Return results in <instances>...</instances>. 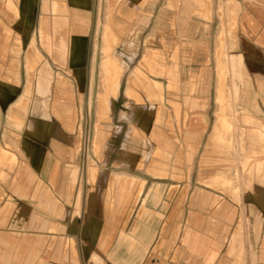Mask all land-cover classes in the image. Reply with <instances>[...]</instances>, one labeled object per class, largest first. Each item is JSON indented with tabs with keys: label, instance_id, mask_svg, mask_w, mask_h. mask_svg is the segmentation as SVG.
<instances>
[{
	"label": "crops",
	"instance_id": "0c3cea01",
	"mask_svg": "<svg viewBox=\"0 0 264 264\" xmlns=\"http://www.w3.org/2000/svg\"><path fill=\"white\" fill-rule=\"evenodd\" d=\"M141 5L142 14L136 15L132 28L141 29V36L147 37L146 43L159 40L158 54L150 52L153 48H146L141 59L146 69L157 77L150 79L138 67H133L132 70L138 68L141 72L137 69L139 75L133 79L136 82L129 85L132 71L129 64L137 56L139 44L125 38L129 14L140 11ZM197 7L204 17L200 21L194 20V14L199 11ZM104 10L99 91L104 81H109L103 78L102 61L108 58L111 61L107 75L110 79H116L113 62L119 61L125 69L121 71L114 102L128 70L119 118L131 127L147 125L143 134L150 146L139 156L133 150L121 149L117 160L132 168L144 167L158 179H164L172 160L173 176L180 177L186 161L188 182L176 192L174 209L167 218L155 211L145 212L143 208L140 214L138 210L132 229L119 230L113 246L114 217L118 210L124 209L133 186L138 183L135 202L138 200L142 207L149 198L154 202L159 199V186L152 187L146 194L145 180L102 170L99 175L104 187L105 214L98 218L91 212L96 205L91 190L85 202L87 212L82 215L77 169L67 172L63 165L69 147L61 139L52 138L47 146L51 157L46 158L44 164V151L36 147L49 140V119L55 116L52 113L55 88L51 102L48 85L39 88L36 83L33 116L21 143L34 167L20 166L14 184L0 182V264H264V161L253 159L256 154H264V0H0V61L2 45L15 44L17 35L29 44L22 60L25 73L19 72L17 85L0 81V104L21 94L8 113V124L21 129L15 127V124L22 127L17 114L27 112L31 94V87L23 84L22 76H30L29 70L40 62L36 72L39 78L43 67L50 66L44 55L46 58L51 55L62 65L72 62L75 65L73 76H83V83L87 80V87L94 88L99 14ZM87 12L96 14L88 64L86 45L91 36L88 30L82 31L87 27L82 13ZM149 28L155 31L147 33ZM69 29L72 35L66 41L63 34ZM167 35H173L175 45H179L177 62L172 66L162 58L169 45ZM33 43L42 58L33 56ZM27 58L32 62L29 70L25 63ZM145 76L153 85L145 82ZM149 86L153 88L151 92L145 90ZM129 87L136 88L132 92L138 93L142 102L126 96ZM58 88H68L66 91L71 93L73 87L60 79ZM164 88L169 94L177 88L186 93L183 111H179L177 102L169 100L183 129V146L176 153V142L166 135L169 122L163 107ZM71 100L70 94V99L63 103L62 109L67 108L68 113L60 118L55 116L67 127L72 113ZM21 103L25 104L24 111L16 110ZM130 108L135 113H129ZM9 115H13L14 121ZM218 116L222 126L216 128ZM120 129V126L115 128L111 140L97 153L103 163L110 159ZM133 135L129 128L125 140L129 137L135 140ZM205 136L207 141L195 166L193 161ZM1 141L0 148L9 154L6 160L16 162V155L6 148L9 146L6 138ZM145 153L147 159L141 164ZM231 169L236 170V178L228 176ZM238 171L245 172L246 176L239 178ZM96 175V168L90 166L89 181L93 182ZM234 179L248 189L245 196H239ZM175 186L179 187L169 185ZM218 186L240 202L233 204L225 194L213 189ZM128 217L122 219H126L127 226L131 219ZM165 222H168V235L162 234ZM170 241L173 244L168 259L174 255L175 260L152 261V256L163 247L166 249ZM240 242L242 249L238 251L242 255L231 259L229 253L237 251Z\"/></svg>",
	"mask_w": 264,
	"mask_h": 264
},
{
	"label": "rangeland",
	"instance_id": "374dc122",
	"mask_svg": "<svg viewBox=\"0 0 264 264\" xmlns=\"http://www.w3.org/2000/svg\"><path fill=\"white\" fill-rule=\"evenodd\" d=\"M4 1V0H2ZM146 1V0H145ZM7 3V2H6ZM144 3V2H143ZM129 8H131L130 4H127ZM198 12L194 14V20L195 21H200L201 18H204L202 16V13L200 12L199 7ZM140 11L137 12V10H134L133 12L131 11L129 14V29H128V36L125 38L126 40H133L134 42H137L139 44V51L137 53V56L134 58L133 62L129 64L130 70L133 69V67H138L142 73H144L148 78L150 79H155L157 76L151 74L145 67V62L141 61L142 55L145 53L146 48H153L150 50L152 53L158 54V49L160 46L159 40H154L153 44L146 43V36L145 38L142 37L141 35V29H134L132 28L134 24L132 23L133 20L135 19L137 14H142V5L139 6ZM146 11H148L146 9ZM148 13V12H146ZM96 14L89 12L87 13H82V16L85 19V23L87 27L82 29V31L85 33L88 30V34L91 36V41H89L86 45V64H88V56L90 54V50H92L93 45H92V39L94 40V16ZM100 22H99V32L97 34V76L94 79V88H88L87 85L89 83L87 80L85 81V84L83 83L84 77H79V76H73L72 68L75 66L73 65L72 62L68 64H60L59 62L55 61L51 55H49L48 58L44 55L45 59H48V63L50 64L47 65V67H43V69L40 71V77L38 78L37 76V69L40 66V62L36 64V66H33L29 72L30 76L28 77H23V84L31 87V94L29 96V100L27 102V112L25 114L19 112L17 115L18 117L22 120V127L19 124H15V127L20 130H16L13 127H11L8 124L7 116L10 110H12V104L18 99L19 94L17 97H13L9 99L6 103L0 104V143L2 142V139L6 138V142L9 143V146H7V150L13 154L16 155L17 161L13 162L10 159L6 160L9 157L8 152L3 151L1 148V154L2 156L0 157V182L3 184H7L11 182L12 184L15 183L18 173L16 172L20 166L26 165L30 167H34L33 162L29 159L27 154L22 150L21 143L24 138V131L32 118V100L34 99V85L37 83L39 88H44L45 85H48V88H50L49 92V99L52 102L53 98V90L55 88V94H54V99L55 104L52 109V113L56 117H62L65 113H68L67 108L63 107V103L66 100L70 99V94H71V109L72 113L70 116L69 120V127H67L66 124L62 123V121L58 120L55 116H51L49 119L50 122V128L48 131V139L47 141L44 142V144H36L37 149H41L44 151L43 155V164L46 162V160L49 158L50 155L48 153L47 146L49 144V141L52 138H58L59 140L63 141L65 145H67L68 148V156L65 158V161L63 163L64 168L68 172V170L76 168L78 172V187L80 189V194H81V213L82 215H85V212H87L86 209V199L88 197L89 192L92 190L94 193V198H96V205L94 206L95 209L91 210V212H94L96 217L102 218L103 215L105 214V209L103 205V191L104 187L102 184H100V172L102 170H106L109 172H115V173H127L133 176H136L139 180H145L147 182L145 192L146 194L148 193V190H151L152 187L159 186V194L160 197L159 199L154 202L150 198L147 199L145 202V205L142 207L138 203V200L135 202L136 199V191L138 189V183H136L128 198L126 199V202L124 204V209L122 211L118 210L115 214L114 221H113V246H115L116 241L118 240L116 237V234L118 233L119 230H126L129 231L132 229L133 222L132 220L137 214L138 210L140 211V214L143 212V208L145 209V212H152L155 211L161 215H164V218H167L169 213L173 211L174 209V202H175V195L176 192L180 191V186L187 184L188 182V176L186 173L187 166L186 161L183 162L182 165V175L180 177L173 176L172 173V165L174 164V161L169 162V167L167 168L166 175L164 179H158L154 177L152 174H150L146 168H132L126 165L125 163L117 160L119 159V152L121 149H127V150H133L137 156H139L142 152L143 149H150L149 144L145 140V136L143 134V130L147 129V125L143 126H136L131 125L126 122L120 120V113L123 110V91L124 87L126 85V77L128 75V70L125 72V75L123 77L122 81V87L120 89V95L118 99L114 102V108L112 113L113 114H106L103 117H99L100 110L98 108L99 106V97L101 95V92L103 91V88H100L99 91V86H100V75H99V63L101 60V53H100V48L102 45V38H101V32L103 31V24H104V17H105V10L102 11L100 14ZM73 19H75L73 17ZM90 19V20H89ZM153 20V18H152ZM91 21V23L89 22ZM73 22V21H72ZM72 22L70 24H72ZM117 31V30H116ZM115 31V32H116ZM119 31V30H118ZM149 31H155L153 28H149L147 30V33ZM165 33V31H164ZM158 36L161 35L160 30H157ZM33 35V34H32ZM68 41L69 37L72 35V29H69L68 32L65 31V34H63ZM20 35H17L16 37V43L14 44H6L5 46L2 45V54H1V61H0V81L3 83H7L12 86H16L18 83V74L21 72V75L25 73L23 66H22V60L23 56L27 54L28 52V47L29 44L26 41H22L19 39ZM93 36V38H92ZM173 35H167L166 40H168V47L166 49V52L163 55V60L164 63H166L168 66H172L176 60V57L178 55V48L179 45H175L176 41ZM54 40L56 39L55 37L53 38ZM170 40V41H169ZM178 41L180 40L179 38L177 39ZM162 41V40H161ZM177 41V44H178ZM183 42V41H182ZM91 43V44H90ZM121 43V42H120ZM120 43L117 45L119 47ZM34 44V43H33ZM175 45V46H174ZM39 48V46L37 45ZM174 47V48H173ZM175 57V60L173 59ZM109 59V58H108ZM104 59L102 61V73H104L105 77L107 80L109 77H106L105 71H104V65L107 64V60ZM47 64V63H45ZM78 65V64H76ZM71 69V70H70ZM138 69V70H139ZM139 70V71H140ZM140 71V72H141ZM222 74V71H220ZM142 76V75H141ZM143 77L147 84H151L150 80L147 77ZM62 79L65 83L71 85L73 88L71 89V93H69L68 88H58L59 86V80ZM129 84L132 85L133 82L129 80ZM84 84L83 88L82 87ZM138 84V82H137ZM61 85L65 86L64 83L61 82ZM78 85V86H77ZM52 86V88H51ZM156 86V85H154ZM25 89V88H24ZM130 89V90H129ZM136 88H127L126 96L128 98H132L133 100L137 102H142V99L138 93H133L132 90H135ZM153 89V88H152ZM151 88H145L146 91L151 92ZM118 94V93H117ZM186 93L182 90L179 91L177 90L173 94H169V92L164 88V101H163V107L164 111L166 113V121H168V127L166 129V135L170 138L173 139L176 142V149L175 153L179 150L182 149L183 146V132L180 128V123H179V115L177 116L175 113V109L172 107L170 104L169 100H174L175 102L178 103V109L179 111L184 110L183 106V97ZM160 97H162L160 93ZM25 104L21 103L17 105V109H20L21 111H24V106ZM22 106V107H20ZM60 107V108H56ZM127 106V104L125 105ZM152 111V110H151ZM129 113H135V110L129 109ZM125 114V112H123ZM111 116L112 119L110 118ZM9 118L14 121L13 115H9ZM111 119V120H110ZM110 120V121H107ZM136 123V122H135ZM110 126V128H108ZM117 126H120V134L117 138L116 146L110 156V159L108 160L107 163H103L99 157V154H97L100 149L102 148V145L108 143V141L111 140L113 136V132L115 131V128ZM133 130V138L129 137L127 140H125V135L127 131ZM145 132V131H144ZM151 134V133H150ZM207 141V136L205 138L203 137V140L201 141V145L199 146L197 155L194 158L193 165H197V160L199 155L202 153L204 150V145ZM124 145V146H123ZM123 146V148H122ZM94 150V151H93ZM6 152V153H5ZM156 152H158L156 150ZM7 154V156H6ZM147 154L145 153L144 156L141 158L142 163L147 159ZM175 156V155H174ZM257 159L260 158L264 161V154L255 155ZM47 158V159H46ZM5 160V161H4ZM90 166H94L97 171L96 179L91 182L88 179V169ZM236 170L231 169L228 173V176L230 178H236ZM238 177L243 178L242 176L245 175V172L238 171ZM32 174V173H31ZM34 174H32L33 176ZM94 175V173H92ZM246 176V175H245ZM36 178V176H34ZM236 189L239 193V196H245L246 192L248 189L244 187V185L238 181L237 179H234ZM170 184H177L178 186L175 187H169ZM217 191L222 192L225 194L226 198H229L230 201L233 204H238L240 200L235 201L229 192H225L226 190L223 189L221 186H218V188H213ZM142 207V208H141ZM126 216H130V222L129 225L127 226L126 219H124ZM128 217V218H130ZM168 222L164 223V226L162 227V234L168 235V229L167 227ZM240 241H241V236H239ZM172 242L170 241L168 245L162 248V250L159 253H156V256H152V261H159V260H164V262L167 263L168 257H169V252H170V247ZM132 241V245H133ZM240 247L237 248V251H233L229 253V257L237 258L239 259V255H242L239 249H242V244L240 242ZM114 248V247H113ZM130 248L132 246L130 245ZM164 251V252H163ZM163 252V253H161ZM163 254V255H162ZM173 254V253H171ZM114 255H115V249H114ZM162 255V256H161ZM157 259H156V258ZM147 258V257H146ZM168 260H175L174 255H172Z\"/></svg>",
	"mask_w": 264,
	"mask_h": 264
},
{
	"label": "bare ground",
	"instance_id": "6f19581e",
	"mask_svg": "<svg viewBox=\"0 0 264 264\" xmlns=\"http://www.w3.org/2000/svg\"><path fill=\"white\" fill-rule=\"evenodd\" d=\"M109 25V24H108ZM108 36V35H107ZM32 54H33V56H36V57H38V58H42L41 57V54L39 53V51L36 49V47H35V45L33 44L32 45ZM30 54V53H29ZM31 55V54H30ZM121 56V55H120ZM127 57V56H126ZM117 58V57H116ZM124 58V57H123ZM129 58V57H128ZM127 58V59H128ZM119 59V58H118ZM131 59V58H130ZM130 59L128 60V61H130ZM41 60V59H40ZM34 61V60H33ZM37 61H38V59H37ZM26 66H27V68L29 69V68H31L32 66L30 65L32 62L27 58L26 59ZM34 63V62H33ZM36 63V62H35ZM45 64V63H44ZM113 64L114 65H116V66H113V68L114 67H116V70H117V77H116V79H110L109 78V81H104V83H103V91L101 92V95H100V97H99V106H98V108H99V110H100V113H99V117L101 118V117H103L104 115H106V114H112V111H113V108H114V100L116 99V96H117V93H118V91H119V83H118V80H119V77L121 78V76L120 75H122L121 74V71H124V69H125V67H123L122 66V68H121V66H120V63H119V61H115V62H113ZM110 65H111V61L108 59L107 60V64L106 65H104V71H105V74H106V77H107V75H108V73H109V67H110ZM45 67V66H44ZM138 69V68H137ZM137 69H134V70H132L131 71V73H130V76H129V78H128V80H131L132 79V81H133V83H134V81L135 80H133V79H136V76L137 75H139V73H138V70ZM103 71V70H102ZM113 73H115V72H113ZM104 74V73H103ZM220 76H221V73H220ZM220 76H219V78H220ZM138 77H140V76H138ZM138 77H137V79H138ZM104 78V77H103ZM220 79H222V78H220ZM224 79V78H223ZM104 80H105V78H104ZM139 80V79H138ZM142 80V79H141ZM101 81V80H100ZM145 81H147L148 82V80H145ZM218 81H219V79H218ZM224 81V80H223ZM136 82V81H135ZM138 82H140V80L138 81ZM144 82V81H143ZM221 82H222V80H221ZM220 82V83H221ZM130 83V82H129ZM224 83V82H223ZM140 84V83H139ZM130 85V84H129ZM143 85V84H142ZM153 85V84H152ZM226 86V85H225ZM128 87V86H127ZM222 87H223V84H222ZM130 88V87H129ZM149 88H150V86H149ZM221 88V87H220ZM228 88V87H227ZM152 89V88H151ZM130 90V89H129ZM220 90V89H219ZM218 90V94H220V91ZM148 93V92H147ZM222 95H223V93H222ZM222 95L220 96V97H222ZM217 97H219V95L217 96ZM220 99H222V98H220ZM224 100V99H223ZM222 100V101H223ZM224 118V117H223ZM217 120H215L216 121V123H215V125H216V128H219V127H221L222 126V124H221V120H220V117L218 116L217 118H216ZM215 125H214V128H215ZM221 125V126H220ZM220 131V130H219ZM218 132V130H216V133ZM219 133V132H218ZM219 135V134H218ZM216 137V136H215ZM214 138V137H213ZM6 153V152H5ZM6 156H7V154H6ZM0 161H1V159H0Z\"/></svg>",
	"mask_w": 264,
	"mask_h": 264
}]
</instances>
